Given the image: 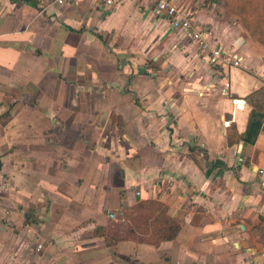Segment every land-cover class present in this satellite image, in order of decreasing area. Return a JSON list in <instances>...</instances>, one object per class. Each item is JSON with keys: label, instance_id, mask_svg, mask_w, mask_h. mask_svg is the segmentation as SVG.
Returning <instances> with one entry per match:
<instances>
[{"label": "crops", "instance_id": "obj_1", "mask_svg": "<svg viewBox=\"0 0 264 264\" xmlns=\"http://www.w3.org/2000/svg\"><path fill=\"white\" fill-rule=\"evenodd\" d=\"M180 2L239 67L208 64L147 0H0V264H264V124L227 143L264 47L223 5ZM140 199L168 206L175 239L94 235Z\"/></svg>", "mask_w": 264, "mask_h": 264}, {"label": "trees", "instance_id": "obj_2", "mask_svg": "<svg viewBox=\"0 0 264 264\" xmlns=\"http://www.w3.org/2000/svg\"><path fill=\"white\" fill-rule=\"evenodd\" d=\"M219 0H204L213 4ZM226 10L235 15L252 40L264 47V0H225ZM250 106L246 130L239 134L232 123L228 130L227 143L233 145L240 141L243 145L254 144L264 124V88L247 97ZM9 110L0 115L6 118ZM30 206L26 214L29 219L33 214ZM182 223L168 213V206L159 199H140L135 204L123 207L115 212L106 227H97L94 235L104 238L108 246L119 241L159 245L161 242L176 238Z\"/></svg>", "mask_w": 264, "mask_h": 264}, {"label": "built area", "instance_id": "obj_3", "mask_svg": "<svg viewBox=\"0 0 264 264\" xmlns=\"http://www.w3.org/2000/svg\"><path fill=\"white\" fill-rule=\"evenodd\" d=\"M59 4H63L69 0H55ZM113 0H105L107 4L112 3ZM151 6L154 15L166 19L171 27L181 29L187 32L191 40L195 43L200 58L208 64L216 67L232 68L240 66V57L225 50L222 46L216 44L211 45L208 40V27L198 24L194 21V10L181 3L180 0H147ZM229 83H223V94H227L226 89ZM244 101L236 102V108L245 109ZM110 218H114V213L109 214ZM41 245L37 246V249Z\"/></svg>", "mask_w": 264, "mask_h": 264}, {"label": "rangeland", "instance_id": "obj_4", "mask_svg": "<svg viewBox=\"0 0 264 264\" xmlns=\"http://www.w3.org/2000/svg\"><path fill=\"white\" fill-rule=\"evenodd\" d=\"M204 1V0H203ZM214 4V3H213ZM213 4H206V7H209V6H212ZM215 4H221V5H223L224 7L226 6V1L225 0H219L218 2H216ZM226 9V8H225ZM110 213H113V212H110ZM109 213V214H110ZM114 215H115V213H114Z\"/></svg>", "mask_w": 264, "mask_h": 264}]
</instances>
